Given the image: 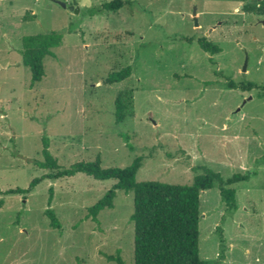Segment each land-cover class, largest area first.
Here are the masks:
<instances>
[{"label":"rangeland","instance_id":"obj_1","mask_svg":"<svg viewBox=\"0 0 264 264\" xmlns=\"http://www.w3.org/2000/svg\"><path fill=\"white\" fill-rule=\"evenodd\" d=\"M110 1L0 0V189H27L48 173L34 163L43 137L64 167L98 156L103 167H125L141 156L137 181L190 185L205 169L224 180L248 175L229 185L236 209L218 182L201 192L199 256L264 264V0H127L102 9ZM27 12L35 18L25 20ZM50 31L63 41L31 85L22 37ZM202 38L221 52L203 51ZM127 66L129 78L106 82ZM230 80L255 87L231 89ZM122 91H132L133 115L118 123ZM114 183L78 173L0 195V264H115L104 254L117 250L134 264L132 191H116L99 225L85 218ZM47 208L61 231L49 226Z\"/></svg>","mask_w":264,"mask_h":264},{"label":"trees","instance_id":"obj_2","mask_svg":"<svg viewBox=\"0 0 264 264\" xmlns=\"http://www.w3.org/2000/svg\"><path fill=\"white\" fill-rule=\"evenodd\" d=\"M127 3V0H112L102 5L107 11H117ZM27 12L25 20L34 19L35 15ZM63 34L58 31L26 35L22 37L20 51L22 63L29 68L31 85L42 80L45 75L44 58L54 57V48L61 45ZM201 49L212 55L221 52V48L205 38L199 39ZM132 67L127 66L121 70L110 73L106 82L109 84L121 82L132 74ZM227 87L231 89L251 90L253 84L242 85L228 81ZM115 120L120 123L133 115L132 91L119 92L115 101ZM132 149V147L130 146ZM42 160L34 163L48 173L31 181L27 189L13 188L1 190L0 195L30 192L43 178L59 179L73 177L78 173L85 174L97 180L113 179L112 187L93 205L87 208L85 218L97 225L100 224L98 215L105 208H113L117 190L132 191L134 195L133 213L130 220L134 225V264H204L199 256V220H200V194L202 191L219 183L222 200L226 206L236 209V190L229 185L248 180V175L234 174L224 180L221 173L205 169L197 175L190 185L170 184L160 181H137L136 174L142 166L143 158L136 157L125 167H103L100 157L92 161H78L68 167L58 163V160L49 150L48 137L42 138ZM53 200V187L49 189L48 204ZM0 199V208L3 206ZM45 216L49 226L59 231L62 224L53 209L47 208ZM108 261L115 264H125L120 250L115 254H104Z\"/></svg>","mask_w":264,"mask_h":264},{"label":"water","instance_id":"obj_3","mask_svg":"<svg viewBox=\"0 0 264 264\" xmlns=\"http://www.w3.org/2000/svg\"><path fill=\"white\" fill-rule=\"evenodd\" d=\"M61 5L63 6V7H65V4L64 3H61ZM76 5V3H74V5H72L71 6V9L73 10H75V12H77L78 11V8L75 6ZM196 13L194 12V15H195ZM196 20V19H195ZM243 71H246V63H245V65H244V67H243Z\"/></svg>","mask_w":264,"mask_h":264}]
</instances>
